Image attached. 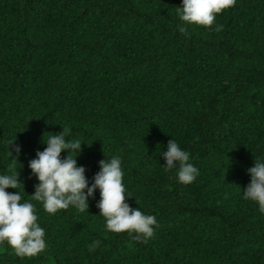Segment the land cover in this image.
<instances>
[{"label": "trees", "instance_id": "obj_1", "mask_svg": "<svg viewBox=\"0 0 264 264\" xmlns=\"http://www.w3.org/2000/svg\"><path fill=\"white\" fill-rule=\"evenodd\" d=\"M181 4L0 0V174L17 137L23 196L47 242L24 258L5 242L0 264H264V214L243 198L247 169L264 160V0H236L187 35ZM63 127L88 143L77 161L90 184L100 160L122 158L127 202L157 218L147 241L106 230L99 189L84 213L31 201L28 162ZM171 139L199 169L194 182L164 170Z\"/></svg>", "mask_w": 264, "mask_h": 264}, {"label": "clouds", "instance_id": "obj_2", "mask_svg": "<svg viewBox=\"0 0 264 264\" xmlns=\"http://www.w3.org/2000/svg\"><path fill=\"white\" fill-rule=\"evenodd\" d=\"M235 3L236 0H182L176 9L183 22L178 30L187 35L186 25L211 27L216 22V15ZM222 28L223 25L217 24L213 30L219 32ZM16 139L9 141L12 157L7 165L8 173L0 174V245L6 242L18 257H34L47 247L46 232L38 222L34 203L23 196L25 187L18 170L22 166L19 160L22 146L17 144L13 149ZM85 142L78 138H68L64 127L58 134L43 137V143L47 146L43 151L37 150L36 158L28 162L31 177L38 181L34 185V193L30 195L31 201L41 202L50 215L70 206L84 213L89 209L90 198H95L96 190L99 189L101 199L97 207L100 209L99 215L105 219L106 230L115 233L134 232L137 240L143 237L147 241L154 234L157 218L127 202L126 198L133 196L126 192L123 182L125 173L122 158L114 155L110 159L100 160V170L90 184L85 174L86 168L78 165L77 161ZM65 150L67 154L62 157ZM160 154L166 160L164 170L175 169L179 183L189 184L199 176V169L191 162L190 153L182 149L176 140L171 139L167 151H161ZM247 171L251 179L244 189L243 198L258 204L259 211L264 214V160L256 157L254 166ZM8 188L18 191L10 193ZM100 245L101 241L95 240L88 245V250L95 252Z\"/></svg>", "mask_w": 264, "mask_h": 264}]
</instances>
